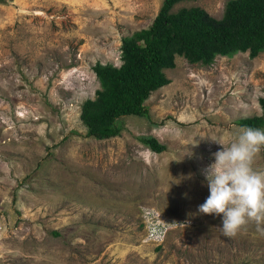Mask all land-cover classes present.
Segmentation results:
<instances>
[{
    "label": "rangeland",
    "instance_id": "obj_1",
    "mask_svg": "<svg viewBox=\"0 0 264 264\" xmlns=\"http://www.w3.org/2000/svg\"><path fill=\"white\" fill-rule=\"evenodd\" d=\"M227 1L172 10L198 5L220 17ZM161 3L0 0V264H264L254 223L227 238L222 214L198 213L214 153L236 121L261 116L264 52L209 66L176 56L170 83L144 102L148 117L121 118L114 138L86 135L80 107L100 88L93 65L119 67L121 38L147 27ZM254 167L264 170V149ZM145 209L170 226L158 245L146 240Z\"/></svg>",
    "mask_w": 264,
    "mask_h": 264
},
{
    "label": "trees",
    "instance_id": "obj_2",
    "mask_svg": "<svg viewBox=\"0 0 264 264\" xmlns=\"http://www.w3.org/2000/svg\"><path fill=\"white\" fill-rule=\"evenodd\" d=\"M181 0H162L147 27L121 38V65L96 62L92 70L100 88L85 99L80 119L86 135L94 139L117 137L123 117H148L144 102L150 93L170 83L165 69L175 67V57L209 66L217 56L247 53L252 60L264 52V0H228L220 17L198 5L181 6ZM264 113V97L258 100ZM239 127L264 130V115L236 121ZM139 142L151 151L163 150L154 137Z\"/></svg>",
    "mask_w": 264,
    "mask_h": 264
},
{
    "label": "clouds",
    "instance_id": "obj_3",
    "mask_svg": "<svg viewBox=\"0 0 264 264\" xmlns=\"http://www.w3.org/2000/svg\"><path fill=\"white\" fill-rule=\"evenodd\" d=\"M264 115V113H258ZM223 145L216 138H212ZM196 146L198 142L190 143ZM264 149V130L238 129L229 146L214 153L215 162L205 173L210 195L198 206V213L221 216V232L235 238L250 223L264 233V170L254 167ZM185 154L191 155L190 150ZM184 154V155H185ZM182 158L175 159L180 162Z\"/></svg>",
    "mask_w": 264,
    "mask_h": 264
},
{
    "label": "built area",
    "instance_id": "obj_4",
    "mask_svg": "<svg viewBox=\"0 0 264 264\" xmlns=\"http://www.w3.org/2000/svg\"><path fill=\"white\" fill-rule=\"evenodd\" d=\"M142 227L144 225V232L146 240L151 241L154 245H158L164 240L170 226L166 223L164 217L152 209H145L142 212ZM173 224V222H172Z\"/></svg>",
    "mask_w": 264,
    "mask_h": 264
}]
</instances>
